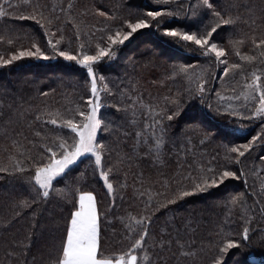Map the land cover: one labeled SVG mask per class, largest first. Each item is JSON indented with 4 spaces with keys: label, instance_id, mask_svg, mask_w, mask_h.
I'll return each mask as SVG.
<instances>
[{
    "label": "snow or ice",
    "instance_id": "obj_1",
    "mask_svg": "<svg viewBox=\"0 0 264 264\" xmlns=\"http://www.w3.org/2000/svg\"><path fill=\"white\" fill-rule=\"evenodd\" d=\"M155 3L163 7L0 0V21H33L50 49L41 47L34 26L13 24L0 33V45L7 46L0 68L59 57L84 70L86 88L68 104L53 105L26 103L0 86L6 142L0 181L16 182L12 214L0 220V264H229L226 258L238 255L232 250L264 248V179L259 191L253 181L251 192L226 191L207 201L204 207L227 210L212 229H201L205 221L196 204L233 181L248 186L255 169L246 170V162L257 150L264 164V0ZM169 18L183 23L173 26ZM144 29L158 30L178 53L168 57L174 62L166 71L146 81L164 89L156 96L145 95L135 74L113 86L99 71ZM21 35L29 46L18 43ZM149 64L161 66L155 60L142 66ZM130 65L135 72L136 62ZM49 92L55 89L39 96ZM197 100L203 107H187ZM245 120L258 122L259 130L236 142L234 126L244 128ZM217 137L223 150L209 154L205 145ZM89 170L110 198L103 210L85 187ZM125 200L130 203L122 208ZM183 205L189 207L179 212ZM23 218L28 223L20 236L14 226ZM105 228L115 243L106 241ZM253 259L249 251L232 264Z\"/></svg>",
    "mask_w": 264,
    "mask_h": 264
},
{
    "label": "trees",
    "instance_id": "obj_2",
    "mask_svg": "<svg viewBox=\"0 0 264 264\" xmlns=\"http://www.w3.org/2000/svg\"><path fill=\"white\" fill-rule=\"evenodd\" d=\"M43 3L52 4L58 2V0H41ZM95 3L98 6H105L112 8L115 5H125L127 8L135 10H152L159 9L163 7L162 5H157L155 0H79V4L82 6L84 4H93ZM6 10L7 9L6 7ZM89 22H93L92 17H89ZM168 23H172L175 26L177 23H183L175 18H169ZM15 25L19 28L21 25H32L34 26L33 21H20L14 20L10 24H6L3 21H0V33L5 32L7 28ZM32 31L38 36L39 43L41 47H44L45 50L50 51L47 48V38L44 37L42 30L38 26H34ZM67 34H71V30H66ZM143 34L134 35V39L131 38V43L128 41L124 45H121L120 51L117 53V57L110 61L105 62L100 65L99 71L100 74L105 75L113 82V86L119 83L120 80H127V75H133L141 77V83L143 87L148 91L145 92V95L148 92H151L153 96H156L164 91L163 88L157 86H151L146 83L149 79L157 78L160 74L167 70L168 65L174 62L169 60L168 57H175L178 55L175 46L171 42H165L166 38H163L161 33L156 29H144L140 31ZM15 34V33H14ZM146 35V38H145ZM223 35V34H222ZM144 36V37H143ZM144 42H139L141 38ZM18 43H22L25 47L29 46V40L23 35L20 36ZM139 43V45H138ZM137 44V45H136ZM75 46V42H74ZM6 45H0V54L4 52ZM161 49V50H160ZM163 53V55H161ZM191 54L183 56L184 60H190ZM155 60L157 64H161L160 67L154 68L150 64L148 67H143L147 61ZM130 61L136 62L135 72L133 71ZM239 79V77H237ZM84 70L81 69L78 65H70L69 62L64 61L62 58L55 59H36V58H26L22 61L16 62L14 65L0 68V86L7 88L11 92H15L18 96H22L23 100L26 103L37 104L41 101H47L53 105H66L71 100L77 99L80 95H83L86 91L84 86ZM171 85V82H169ZM215 87H221V82L216 80L214 82ZM232 85H224V87L230 88ZM49 89H55V92H49L47 97L39 96L41 91H49ZM3 89L0 88V91ZM109 99H112L109 97ZM194 104L197 107H203L200 105L199 101L190 102L187 107H191ZM115 111L113 108H108V112L111 113ZM245 125L244 128H240L238 125L234 126L235 135L240 137V140L236 142H243V137L249 133L255 134V131L259 130L258 122H249L247 120L242 121ZM183 127V124L181 125ZM27 131V130H26ZM31 135L30 132H28ZM6 142L0 137V157L6 155L2 152L3 145ZM207 152L209 154H214L215 152H222L221 141L217 137L213 141L205 145ZM259 155V150L253 153L252 157L246 162L247 169H255L254 173L249 174L248 186H246L243 181H233L228 185L227 189H222L218 193H214L213 196L206 197L205 199H200L196 201L197 211L203 212V220L205 223L201 225V229H212L215 223L225 219L227 210L221 207H204L207 201L219 199L222 197L226 191H240L247 190L249 192L253 191V181H255L254 188L256 191H259V181L264 179V164H262L256 157ZM86 163V162H85ZM80 168L83 169L84 165L81 164ZM3 175V173H0ZM16 182L7 183L5 181H0V220L5 216L11 215V206L10 202L12 196L15 193L14 184ZM131 183V179L129 180ZM86 188L93 190L97 194L99 201V206L103 210L109 203V197L106 196V189L102 186V181H97L91 176V171L89 170V182L85 185ZM130 191V190H129ZM119 203V201H118ZM130 201L125 200L123 202L122 208L127 206ZM188 205L181 206L178 211L184 212ZM231 220L234 221L231 227L236 228L239 225V221L236 216L231 217ZM256 221L260 222L259 213H257ZM28 220L23 218L18 224L14 226V231H18V235L23 236L26 232ZM106 232V241L109 243H115L116 237L113 236L111 228H105ZM3 235V233H0ZM233 252H238V255L230 256L226 258L229 260V264H232V261L243 259L244 255L249 251L252 252L255 259L250 260L249 264H259L261 259H264V248L260 246H254L253 249H242V250H232ZM3 252L0 251V261H3Z\"/></svg>",
    "mask_w": 264,
    "mask_h": 264
},
{
    "label": "rangeland",
    "instance_id": "obj_3",
    "mask_svg": "<svg viewBox=\"0 0 264 264\" xmlns=\"http://www.w3.org/2000/svg\"><path fill=\"white\" fill-rule=\"evenodd\" d=\"M140 31H142V30H140ZM135 35V34H134ZM138 34H136V36H137ZM144 37V36H143ZM141 38L140 40H139V42H144V40L143 39H145L146 38V35H145V38ZM131 39V38H130ZM137 45V44H136ZM138 45H139V43H138ZM161 50V49H160Z\"/></svg>",
    "mask_w": 264,
    "mask_h": 264
}]
</instances>
